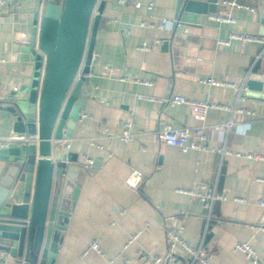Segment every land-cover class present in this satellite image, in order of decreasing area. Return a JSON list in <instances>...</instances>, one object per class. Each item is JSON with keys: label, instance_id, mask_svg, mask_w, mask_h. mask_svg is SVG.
<instances>
[{"label": "crops", "instance_id": "1", "mask_svg": "<svg viewBox=\"0 0 264 264\" xmlns=\"http://www.w3.org/2000/svg\"><path fill=\"white\" fill-rule=\"evenodd\" d=\"M105 1L94 52L98 63L86 83L91 98L73 137L64 141V153L75 156V165L86 172L74 176L80 186L71 181L70 191L78 189V195L55 264H156V257L168 253L167 231L181 225L183 239L201 247L211 264H252L235 251L238 243L251 244L264 259V100L244 94L249 78L264 72V59H258L262 46L239 40L219 44L234 34L264 37L259 8L221 2L190 35L178 62L162 49L169 34L159 25L174 21L180 0ZM46 2L0 0L1 99L20 91L39 101L44 69L20 41L30 37ZM157 41L161 44L150 51L140 49ZM209 77L227 85L200 84ZM179 96L225 109H212L201 121L189 106L169 102ZM128 124L136 140L127 143L121 137ZM166 125L205 127V149L183 153L155 141L153 134ZM12 134L11 115L0 111V142ZM256 154L263 159L249 157ZM134 170L144 177L137 191L126 185ZM178 190H197L200 196ZM215 193L225 199L212 202L208 196ZM94 241L102 255H84ZM177 253L187 258L182 249ZM0 262L16 264L2 253Z\"/></svg>", "mask_w": 264, "mask_h": 264}, {"label": "water", "instance_id": "2", "mask_svg": "<svg viewBox=\"0 0 264 264\" xmlns=\"http://www.w3.org/2000/svg\"><path fill=\"white\" fill-rule=\"evenodd\" d=\"M36 13L25 48L38 69H44L38 103L18 92L1 99L0 111L11 115L14 147L0 148V253L16 264H55L63 243L78 189L76 173L86 172L64 153L91 93L88 76L98 63L95 45L105 0H46ZM235 1L259 8L264 0H180L162 49L180 61L182 48L221 2ZM244 94L264 100V72L246 82ZM67 128V132H65ZM37 136V140L31 137ZM28 139V142H24Z\"/></svg>", "mask_w": 264, "mask_h": 264}, {"label": "built area", "instance_id": "3", "mask_svg": "<svg viewBox=\"0 0 264 264\" xmlns=\"http://www.w3.org/2000/svg\"><path fill=\"white\" fill-rule=\"evenodd\" d=\"M121 2H126V0H121ZM228 4L229 7H236L239 9H248L247 5L230 1L225 2ZM4 5L5 2H2ZM136 7H140V3H134ZM150 9H152V5L149 6ZM256 13V10H252ZM217 21H230L229 18H224L221 16H214L213 17ZM233 21V20H231ZM172 23L168 20H163L161 24L159 25V28L166 29L168 28ZM148 27H154V24L148 23ZM232 40H239L246 43H256L260 44L262 46L261 53L258 57V59H264V37L258 36V35H231L229 39L226 40H220L219 44L221 45H229ZM23 45L27 44L29 42L28 36H25L22 41H20ZM161 41H157L155 45H150L147 43H144L140 49L142 51H150L153 49L156 45H160ZM0 63H5V60L0 59ZM200 84H206L211 86H226L227 83L220 81L215 78H203L200 79ZM148 84V83H145ZM151 101H158L155 98H147ZM172 105H180L184 104L189 106V108L192 111V114L195 118L198 120L204 121L207 118V115L210 110L212 109H225L224 106L219 105L213 101H197V100H189L185 97H175L174 99L169 101ZM246 112V111H241ZM231 123L227 124V128L230 129ZM132 127L131 124L127 125L126 131L122 135V140L125 142H132L136 140V135L132 134L129 129ZM37 140L38 137L34 136L31 137V140ZM153 139L159 143H163L172 147L179 148L183 153H188L190 150H196V151H202L205 149L206 144L208 143V134L206 132V128L203 126L196 127V128H176L172 125H166L163 129L157 131L153 134ZM17 142L19 143V140H16L11 137V139L3 140L1 143V146L3 148H9L11 147L12 143ZM24 142H28V139ZM251 159L255 160H262L263 157L261 155H249ZM144 181V177L142 173L139 171H132L128 178L126 179V185L133 189V190H139L142 183ZM261 182H264V179H260ZM180 194H188L192 196H200L199 192L197 190H178L177 191ZM209 199H211L212 202L215 200H222L225 199L224 196L218 195V194H211L208 196ZM264 206V203H262ZM185 227L181 225L178 228L169 229L167 231L168 234V253L164 257H156L154 259V262L156 264H164L167 262H173L175 264H211L209 261L206 252L201 248H194L187 244V242L183 239V233H184ZM136 237H133V240H135ZM182 249L184 254L187 256V258H182L178 256L177 250ZM235 251L243 254L252 264H264V259H260L257 255V252L255 248L249 244V243H238L235 246ZM90 252H95L100 255H102V251L100 248V245L97 241L92 242L87 250L85 251L84 255H87ZM0 264H4L3 262H0Z\"/></svg>", "mask_w": 264, "mask_h": 264}]
</instances>
